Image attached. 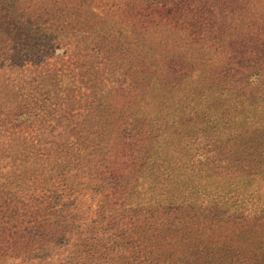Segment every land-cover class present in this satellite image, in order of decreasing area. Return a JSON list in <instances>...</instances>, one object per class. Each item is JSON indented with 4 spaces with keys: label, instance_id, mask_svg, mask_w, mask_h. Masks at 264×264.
I'll list each match as a JSON object with an SVG mask.
<instances>
[{
    "label": "trees",
    "instance_id": "1",
    "mask_svg": "<svg viewBox=\"0 0 264 264\" xmlns=\"http://www.w3.org/2000/svg\"><path fill=\"white\" fill-rule=\"evenodd\" d=\"M0 264H264V0H0Z\"/></svg>",
    "mask_w": 264,
    "mask_h": 264
},
{
    "label": "rangeland",
    "instance_id": "2",
    "mask_svg": "<svg viewBox=\"0 0 264 264\" xmlns=\"http://www.w3.org/2000/svg\"><path fill=\"white\" fill-rule=\"evenodd\" d=\"M216 93H213L212 91H206V93L204 94H200V95H188L186 96V99L189 105V107H184L181 108L179 111V114L184 113V115L180 118L181 124H186L188 125V127H192L193 131H198V129L206 127V123L207 119L212 117H215L216 114L218 116L216 117H220L221 119L225 118V117H229V115H232L230 112L228 111H224L223 107L220 106V102L219 103H215V101L217 100L216 98ZM232 94L227 93V92H223L221 99H223V101L221 103L225 104L227 106H231L233 109H236V113L235 116L237 118H239L240 115H242V110L243 107H241L240 103H234L235 101L232 100ZM171 102H168V105H170ZM218 104V106H217ZM234 104V105H233ZM188 111H193L195 115H189L188 116ZM230 111V110H229ZM190 117L191 119H186V121L184 123H182V120L185 117ZM180 117V116H179ZM176 126L171 127V129H175ZM201 131V130H200ZM197 133V132H196ZM253 193V192H250ZM254 194V193H253ZM65 249H61L60 251H63Z\"/></svg>",
    "mask_w": 264,
    "mask_h": 264
}]
</instances>
